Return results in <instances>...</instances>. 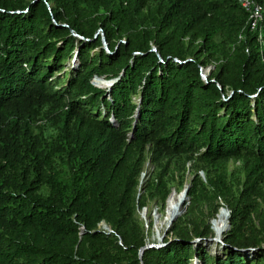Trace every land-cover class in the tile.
Instances as JSON below:
<instances>
[{
	"label": "trees",
	"instance_id": "16d2710c",
	"mask_svg": "<svg viewBox=\"0 0 264 264\" xmlns=\"http://www.w3.org/2000/svg\"><path fill=\"white\" fill-rule=\"evenodd\" d=\"M187 161V209L139 258V210ZM218 199L214 255L193 240ZM0 264H264V49L239 0H0Z\"/></svg>",
	"mask_w": 264,
	"mask_h": 264
},
{
	"label": "rangeland",
	"instance_id": "374dc122",
	"mask_svg": "<svg viewBox=\"0 0 264 264\" xmlns=\"http://www.w3.org/2000/svg\"><path fill=\"white\" fill-rule=\"evenodd\" d=\"M75 67H76L75 62H73V60L70 59L68 62H66V68H65V70L61 71L59 73V76H63L64 73H66L67 71H69L70 68H75ZM211 69H213V65H210V66H207V67H203L200 70L201 76H202V78L204 80H206L207 75L210 73ZM99 80H104V79H100V78L94 79L93 84L96 87H99V88L104 89V90L107 91L108 88L110 87V85H108L107 88H103L102 86H100L98 84V81ZM104 81H106V80H104ZM110 120H114V119L112 117H110ZM236 165H238V162L237 161H235V160H229V169H234V167ZM154 168H155V165H153L152 163H149V161H147L145 163L144 170L142 172V173H144L143 178H141L142 177V173L140 174V181L142 180L141 182H143L145 179H147L149 177V175L151 174V172L154 170ZM199 175L201 176V178L205 179V176H204L203 171H199ZM192 176H193V173L191 171V161H187V163H186V174H185V180H184L185 182H184V185H185V183H188L189 184L190 179L192 178ZM178 191L179 190H178V188H176V186H172L169 195L171 193H178ZM166 201L167 200H165V203H164V206H163V209L162 210H160L159 206L157 204H155L154 201H150L148 203V206L147 207L141 208L139 210L140 217L143 220L144 227H145V230H146V233H147V244L149 246H152V245H154V247L162 246V245L165 244L164 241H165L166 238H167V240H170L173 237L170 233H168V229H169L171 223L177 217H180L186 211L187 205L190 202L189 199H188V197H187V200L185 201V204L183 206V211L181 212V214H179L173 221H171V223H169L166 226H164L162 224V221H163V217H164V213H165ZM218 204H219V207H218L217 213L215 215V218H211L209 220V225H210V228L213 231V236L210 237V238H199V239H194L193 240L196 243L197 242H199V243L201 242L203 244V246L210 253H212L214 255L215 254H220L222 252V246H223L222 238L224 236V232H226L228 230V228H229V222H228V220H227L228 226H227L226 230L223 231V233L217 234V232H216V230L214 228V221L217 218V215H218V212H219L220 209H224V210L227 211V213H228V219H229V215H230V209L226 205V203H224L223 201H221V199H218ZM104 225H105L104 223H102V222L100 223V227L103 228Z\"/></svg>",
	"mask_w": 264,
	"mask_h": 264
},
{
	"label": "bare ground",
	"instance_id": "6f19581e",
	"mask_svg": "<svg viewBox=\"0 0 264 264\" xmlns=\"http://www.w3.org/2000/svg\"><path fill=\"white\" fill-rule=\"evenodd\" d=\"M187 184L188 183H185L184 187L187 186ZM186 200H187V195L184 193L183 189L178 193H171L169 195L166 201L165 213L162 221V224L164 226L171 223L173 219H175L179 214H181ZM227 220H228L227 211L224 209H220L217 218L214 221V228L217 234H221L223 233V231L226 230L228 226Z\"/></svg>",
	"mask_w": 264,
	"mask_h": 264
},
{
	"label": "built area",
	"instance_id": "2783aa9c",
	"mask_svg": "<svg viewBox=\"0 0 264 264\" xmlns=\"http://www.w3.org/2000/svg\"><path fill=\"white\" fill-rule=\"evenodd\" d=\"M240 4L245 8V10L248 12V20L249 25L252 30H254L257 33V41L261 45V47L264 49V32L262 29V26L260 25V22L262 21V11L263 6L253 0H239ZM203 67H200V70ZM97 79L96 77L93 78ZM144 173H142L143 178ZM142 181V180H141ZM145 208V207H144ZM105 230H109L107 226L103 227Z\"/></svg>",
	"mask_w": 264,
	"mask_h": 264
},
{
	"label": "water",
	"instance_id": "95a60500",
	"mask_svg": "<svg viewBox=\"0 0 264 264\" xmlns=\"http://www.w3.org/2000/svg\"><path fill=\"white\" fill-rule=\"evenodd\" d=\"M103 42H104V39H103ZM104 44H105V42H104ZM115 80H109V81H106L107 83H108V85H110V87L108 88V90L111 88V86H112V84H113V82H114ZM134 122L135 121H133V124H134ZM133 128H134V126H133ZM133 135V132H131L130 133V136H132ZM141 182V181H140ZM188 187H189V184H187V186H185V187H183V191H184V193L187 195V190H188ZM174 220V219H173ZM172 220V221H173ZM147 247H154V245H152V246H149L147 243L143 246V247H141L140 248V251H139V258H141V256H142V250L144 249V248H147Z\"/></svg>",
	"mask_w": 264,
	"mask_h": 264
}]
</instances>
